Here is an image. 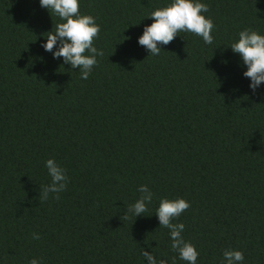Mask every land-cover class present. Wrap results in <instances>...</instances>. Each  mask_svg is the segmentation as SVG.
<instances>
[{
  "label": "trees",
  "instance_id": "1",
  "mask_svg": "<svg viewBox=\"0 0 264 264\" xmlns=\"http://www.w3.org/2000/svg\"><path fill=\"white\" fill-rule=\"evenodd\" d=\"M169 2L80 0L104 52L85 80L41 47L59 17L0 0V264H147L145 250L187 264L155 215L161 198L190 204L172 222L196 264L225 250L264 264V85L251 91L230 48L242 30L264 35V0H201L214 43L180 32L150 56L138 38ZM48 159L68 183L45 199ZM141 185L153 200L135 217Z\"/></svg>",
  "mask_w": 264,
  "mask_h": 264
},
{
  "label": "clouds",
  "instance_id": "2",
  "mask_svg": "<svg viewBox=\"0 0 264 264\" xmlns=\"http://www.w3.org/2000/svg\"><path fill=\"white\" fill-rule=\"evenodd\" d=\"M40 5L47 9L51 16L55 15L61 21L46 34V42L41 47L52 53L54 59L63 58L64 64L70 65L72 69H79L81 79H88L93 67L98 63L97 57L104 55L103 50H98L93 44L94 38H97L100 32L95 18L80 12V0H40ZM208 10V6L201 0H170L165 6L149 14L148 18L153 23L144 27L137 42L150 56H158L162 46L172 42L180 32L194 33L201 37L205 44L212 45L214 23L211 18L203 15ZM230 48L234 54L240 56L246 67L243 75L250 79L249 88L255 93L264 85V35L251 29L242 30ZM45 166L52 181L45 188L47 199L48 193L58 194L66 190L68 177L65 175L66 170L60 167L55 159H48ZM138 191L141 193L139 199L129 205V211L135 217L147 212V206L153 200V193L147 185H141ZM189 207L190 204L183 198H161L155 215L161 226L169 229L171 248L178 253L179 259L187 264H196L199 253L193 244L183 238L185 225L172 222ZM34 238L40 237L34 234ZM143 256L147 264H167L166 260L157 259L146 250ZM243 261L244 254L239 250L223 252V264H243ZM30 264H41V261L33 258Z\"/></svg>",
  "mask_w": 264,
  "mask_h": 264
}]
</instances>
